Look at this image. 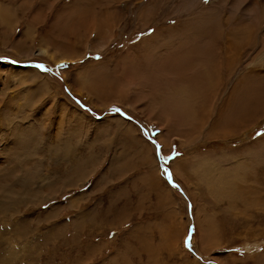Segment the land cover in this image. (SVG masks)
I'll list each match as a JSON object with an SVG mask.
<instances>
[{"label":"rangeland","instance_id":"rangeland-1","mask_svg":"<svg viewBox=\"0 0 264 264\" xmlns=\"http://www.w3.org/2000/svg\"><path fill=\"white\" fill-rule=\"evenodd\" d=\"M246 1L0 0V264H264Z\"/></svg>","mask_w":264,"mask_h":264},{"label":"bare ground","instance_id":"bare-ground-1","mask_svg":"<svg viewBox=\"0 0 264 264\" xmlns=\"http://www.w3.org/2000/svg\"><path fill=\"white\" fill-rule=\"evenodd\" d=\"M241 1L242 0H240V3H241ZM246 1V0H245ZM261 3H262V5H263V9H264V0H259ZM247 2V1H246ZM245 3V2H244ZM1 9V8H0ZM250 11V10H249ZM5 14V13H4ZM148 14H150V12L148 13L147 12V15ZM2 15V14H1ZM258 17H260V16H258ZM148 18V17H147ZM262 18V17H261ZM1 19V18H0ZM5 20V19H4ZM149 20V23L151 22V20H152V17H150V19H148ZM262 21V23H264V21H263V19L261 20ZM261 23L259 22L258 23V27H256V29H252V28H250L249 26H240L239 28L237 27V29H235V30H231V35L229 34V37L226 39V46H225V48H226V52H227V54H226V56H227V58H228V60H229V62L230 61H232V60H234V58H236L237 56H236V51H237V49H240V47L241 46H243V48L244 49H246V48H248L249 46H251L252 45V43H253V41H254V39H255V37H256V35H257V33H261V30L262 29H260V27H262V25H260ZM96 27H97V25H96ZM95 27V28H96ZM94 28V29H95ZM231 28V27H230ZM230 30V29H229ZM100 32V33H99ZM99 32H98V34H96L95 33V38L94 39H92L91 40V44H93V46L92 47H94V49H92L91 50V52H101V51H103V48H104V45H106L105 44V41H106V39L104 38V37H106V35H107V32H105V31H103V30H99ZM233 32V33H232ZM220 38H222V37H220ZM106 48V47H105ZM89 50H90V48H89ZM88 50V51H89ZM42 52H46L44 49H42ZM104 52V51H103ZM240 52V51H239ZM42 54V53H41ZM47 54V53H46ZM46 54H44V55H46ZM67 57V56H66ZM65 56H62V58L60 59V61L62 60H69L68 58H66ZM236 59H238V58H236ZM57 61H59V60H55V62H57ZM232 63V62H231ZM235 64V63H234ZM97 65V64H96ZM188 66V65H187ZM229 67V66H228ZM233 67V66H232ZM229 69V68H228ZM207 71V73H208V70H206ZM212 72V71H211ZM204 74V73H203ZM209 74V73H208ZM210 74H212V73H210ZM213 75V74H212ZM206 77H207V75H206ZM209 79H211V76L209 75ZM215 82V81H214ZM212 85H214V83L212 84ZM119 95V94H118ZM184 104V103H183ZM179 105V104H178ZM181 105V104H180ZM190 108V107H189ZM192 110V109H191ZM238 115V114H237ZM136 132V131H135ZM143 144V143H142ZM141 145V144H140ZM147 149V148H146ZM149 153H151V152H149ZM144 155V154H143ZM145 158H146V156H144ZM148 157V156H147ZM142 160H144L143 162H145L146 161V159H143L142 158ZM153 160V159H152ZM152 162V161H151ZM244 167V166H243ZM156 171V170H155ZM224 171V170H223ZM216 176H217V174H216ZM237 177V176H236ZM150 178V177H149ZM227 178V177H226ZM216 179V178H215ZM157 181L158 182V184H159V180H158V175L155 173L154 174V176H153V182L154 181ZM218 180V179H217ZM221 182H222V180H221ZM214 183V182H213ZM221 186V185H220ZM222 188V187H221ZM230 190V189H229ZM234 190V189H233ZM241 190V189H240ZM224 191V190H223ZM236 192V191H235ZM245 192V191H244ZM238 195H239V193H238ZM240 197V196H239ZM247 200V199H246ZM246 203V202H245ZM247 205V204H246Z\"/></svg>","mask_w":264,"mask_h":264}]
</instances>
